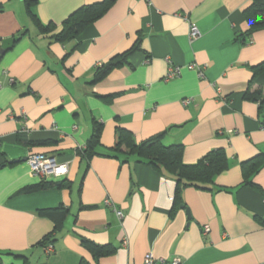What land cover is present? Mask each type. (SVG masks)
Here are the masks:
<instances>
[{"label":"crops","instance_id":"1","mask_svg":"<svg viewBox=\"0 0 264 264\" xmlns=\"http://www.w3.org/2000/svg\"><path fill=\"white\" fill-rule=\"evenodd\" d=\"M100 1L37 0L36 18L55 26L42 35L22 0H0V46L13 44L0 56L2 264H143L148 253L179 264H264V72L249 84L264 61V30L247 34L251 0H115L74 40L51 38L70 14ZM193 24L200 35L191 40ZM137 40L125 64L92 83L98 66ZM171 67L180 74L166 82ZM247 89L260 91L261 105ZM94 123L99 145L87 161L79 151ZM119 128L136 144L163 134L164 146H182L186 165L222 150L227 168L208 189H182L176 204L173 178L124 147L113 151ZM28 154L67 163L59 181L69 186L25 192L39 183ZM58 207L68 214L45 254L39 242L53 222L39 211ZM81 239L115 252L95 262Z\"/></svg>","mask_w":264,"mask_h":264},{"label":"trees","instance_id":"2","mask_svg":"<svg viewBox=\"0 0 264 264\" xmlns=\"http://www.w3.org/2000/svg\"><path fill=\"white\" fill-rule=\"evenodd\" d=\"M25 6V11L29 18L34 23L40 34H49L55 30L54 24L42 25L36 18L33 8L37 4V0H22ZM115 0H102L93 4L85 5L70 14L61 24L62 28L58 33H55L51 38L61 44L68 43L76 38V36L88 25L102 17L109 8L114 4ZM245 21L248 24V36L256 31L264 30V0H251L250 5L243 13ZM139 49V40L132 48L122 54L112 57L107 63L98 66L92 79V83H97L103 80L112 70L119 68L127 62V57L132 51ZM67 53L65 55L68 56ZM252 76L250 83L264 72V61L251 67ZM251 94L247 89L245 98L251 99L261 105L263 96L260 91ZM101 124L94 123L90 138L87 141L84 150L79 151L80 155L85 160L95 154L94 150L99 145L101 134ZM117 138L114 152H119L121 147H124L127 154L136 158V161L146 164L158 172L165 173L175 180L176 193L174 201L179 204L180 191L187 187H195L208 189L207 186L213 178L227 168V160L222 150L212 151L203 159L193 165H186L182 161L183 149L180 145L164 146L162 143L163 134L149 138L140 144L134 143L132 135L129 131L119 128L116 132ZM69 184L64 181L57 182H39L36 185L28 186L24 189L25 192H35L50 188H66ZM68 210L63 207L54 209H43L39 211V215L49 218L53 222V230L50 234L43 237L39 242L41 246L51 245L54 242V234L62 229ZM81 246L90 254L93 261L97 262L103 257H107L115 252L113 246L96 245L86 239L80 240ZM0 264H2L0 258ZM78 264H90L84 259H81Z\"/></svg>","mask_w":264,"mask_h":264},{"label":"built area","instance_id":"3","mask_svg":"<svg viewBox=\"0 0 264 264\" xmlns=\"http://www.w3.org/2000/svg\"><path fill=\"white\" fill-rule=\"evenodd\" d=\"M200 33L197 27L193 24L190 25L189 29V39L194 40L199 37ZM251 40V39H250ZM194 66H188L189 70H192ZM180 74L179 67H171L168 69L164 76V81L168 82L175 79ZM197 74L199 77H202V72L198 69ZM191 102V99L184 100L183 105H188ZM75 129V128H73ZM25 163L29 167L30 173L32 176L37 178L39 182H56L63 179L68 173V164L67 163H58L53 156L48 154H28ZM106 207H112L111 201L106 199L104 201ZM116 217L120 220L123 215L122 212L115 210ZM202 234L207 235L209 233V228L204 226L202 228ZM127 242H123V245H126ZM53 250L51 245H47L44 248L45 254L51 253ZM143 264H179L177 260H165V259H155L151 253H148L143 258Z\"/></svg>","mask_w":264,"mask_h":264},{"label":"water","instance_id":"4","mask_svg":"<svg viewBox=\"0 0 264 264\" xmlns=\"http://www.w3.org/2000/svg\"><path fill=\"white\" fill-rule=\"evenodd\" d=\"M12 45L13 44H12V40L11 39L3 40L1 42V46H0V56H2L5 51L10 49L12 47ZM186 214H187L188 218H190L189 212L187 210H186Z\"/></svg>","mask_w":264,"mask_h":264}]
</instances>
